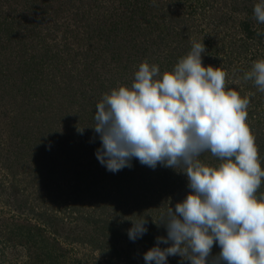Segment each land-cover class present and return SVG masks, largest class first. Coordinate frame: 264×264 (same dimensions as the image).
I'll list each match as a JSON object with an SVG mask.
<instances>
[{
	"label": "rangeland",
	"instance_id": "obj_1",
	"mask_svg": "<svg viewBox=\"0 0 264 264\" xmlns=\"http://www.w3.org/2000/svg\"><path fill=\"white\" fill-rule=\"evenodd\" d=\"M65 1L68 0H0V210L17 212L19 202L13 192L18 188H27L30 193V203L25 208L30 210L32 221L36 223L43 220L48 223L51 229H58L64 243L70 244L69 248H76L82 259L86 260L88 255H91L89 259L93 264H145L144 254L154 247L157 240L151 244L146 240V234L134 241L131 240L128 230L133 226L132 220L137 221L147 215H152L150 216L152 219H160L162 222V217L168 209L171 207L174 210L175 205L186 197V189L181 191L177 189L176 191H180V196L177 197V192L173 194L170 190V187H175V183L172 182L174 179L171 177L167 179L156 176H124L122 169L113 173L108 171L105 166L98 168L101 163L94 155L97 149L91 146L95 143H87L86 147L79 145L78 128H84L86 134L84 132L83 134L87 135L86 137L89 139L92 138L90 115L93 114L96 106L95 99L98 97L93 94L92 88L97 84L93 72L96 69L95 66L99 65L85 62L84 66H80L81 62H66L67 58L73 56L80 61L83 59L80 58L79 52H76L78 47V44L75 43L76 39L73 41V37L65 36L67 33L63 31L68 26L75 29V23L71 17V8L75 9V7H73L74 5L68 6V2L63 3ZM253 1L223 0L215 4V8L210 10L207 17L199 16V28H205V31L203 33L198 31L197 35L193 34L186 39V42L195 41L196 38L200 40L203 38V34L211 35L209 37L217 40V43L221 42L224 40L227 28L217 25V22L222 19L221 17L227 15H230V20L247 17L248 12L244 7L254 3ZM260 1L264 2V0ZM82 2L87 4L84 7L90 12L93 10L92 7L98 5L103 6L106 11L115 12L121 0H74V4L77 5H82ZM61 4L63 9H59ZM56 9H58L57 14ZM80 10L83 11V6L80 7ZM92 18L95 19V16H91ZM230 20L228 26L231 25ZM139 33L142 32L139 30ZM155 33H151L146 39L152 41ZM64 36L67 39L65 40L67 44L73 43L71 49L63 50ZM138 39L143 40L139 36ZM225 40H227L226 35ZM151 47L156 48L155 44ZM127 53L129 56L131 55L130 52ZM127 55L124 53L123 57L126 58ZM64 63L69 66L63 65ZM223 65L224 63H222ZM237 66L232 67V70L234 71ZM65 67L68 69L71 67L80 73L82 79L71 76L69 72L74 75L75 73L64 70ZM225 68L228 70L225 78V90H235L241 97L244 95L243 98H249L248 89H245L247 86L244 77H241L240 73L233 76V71L230 72L227 66ZM100 70L99 75L106 76L104 68L102 67ZM159 70L161 75L165 73L161 67ZM134 75L130 78L132 82L129 88L134 82ZM47 82H49L50 88L46 89L50 90H44L48 93H41L38 97H41L43 101L50 99L54 102V107H48L50 108L48 116H55V122H57L55 128L63 132L61 140L53 143L51 147L53 148L52 156L56 153L61 155L58 163L50 165L54 172L52 170L47 172L39 167L47 155L34 154L33 149L30 150V154H24L25 158L18 159L20 151L17 146L19 143L15 138L16 132L27 125L29 126V123L23 119L30 114L31 106V103H28L29 98L26 92H29L28 89L32 92L34 89L31 86L37 84H42L41 90H43ZM261 118L259 121L255 117L247 125L251 127L256 124L255 128L261 127L264 134V116L261 115ZM97 143L101 144V141ZM63 153L65 155L67 153V157H63ZM206 155L207 153H204L198 158L201 163L212 159V157L207 158ZM132 161L139 162L135 158ZM142 166L143 171L148 175L149 171H146L148 166ZM179 168L184 170L182 167L177 169ZM103 170H107V172L104 173ZM111 173H113V177H111ZM104 174H106L105 177H102ZM121 177L130 178L131 183H118V179ZM143 178L146 179L145 182L141 181ZM163 178L166 180L163 181ZM86 183L90 185V188H85ZM167 184H169L168 187H163ZM261 188L258 189L261 190ZM82 190L85 196L82 202L83 208L80 204L73 203L72 200L74 196L83 194ZM90 193L93 195H89ZM7 199L11 200L9 206L5 203ZM78 206L85 215L75 212L79 209ZM86 214L96 215L90 216L91 219H88ZM103 220L110 224L114 223L121 230L119 235L114 237L102 238L101 236L99 238V241H108L107 243L114 247L112 251H107V256L103 254L101 246L84 245L77 238L86 236L90 230L95 233V226L102 225ZM101 221L103 222L101 223ZM161 222H158L154 235L167 237V229L163 224H160ZM73 240L75 241L73 242ZM170 244L171 242L159 245L163 249ZM20 250H15L10 254L12 259L25 254ZM114 250L116 252L113 253ZM219 252L220 247L215 244L211 256H217ZM111 255H113L112 261H110ZM167 264H190V261L184 260L178 255L169 256Z\"/></svg>",
	"mask_w": 264,
	"mask_h": 264
},
{
	"label": "clouds",
	"instance_id": "obj_2",
	"mask_svg": "<svg viewBox=\"0 0 264 264\" xmlns=\"http://www.w3.org/2000/svg\"><path fill=\"white\" fill-rule=\"evenodd\" d=\"M253 13L264 23V2ZM206 51L194 41L187 56L162 75L157 65L143 62L130 88L113 89L96 105V156L108 171L130 168L133 158L152 169L182 167L191 189L162 217L167 237L157 238L145 264H167L177 255L190 264H264V196L255 195L264 170L246 124L250 100L225 90V71L203 66ZM244 79L264 92V60L254 62ZM205 152L223 163L204 165L198 158ZM132 224L128 236L134 241L147 232V220ZM214 243L220 252L212 257Z\"/></svg>",
	"mask_w": 264,
	"mask_h": 264
},
{
	"label": "trees",
	"instance_id": "obj_3",
	"mask_svg": "<svg viewBox=\"0 0 264 264\" xmlns=\"http://www.w3.org/2000/svg\"><path fill=\"white\" fill-rule=\"evenodd\" d=\"M222 1L223 0H121V3L116 7V13L114 11H106L101 5L92 7L93 10L90 12L89 9H85L84 5L87 4L84 2L81 3L82 5H77V2L74 4V0L65 1L63 3L68 2V6L74 5L73 7H75V9L71 8V17L72 21L75 23V29L68 26L63 29V31L67 33L65 36H72L73 41L76 39L75 43L78 44L76 52H79L81 55L80 58L83 59L80 61L73 56L67 58L66 62H81L80 66H84L85 62L99 65L95 66L96 69H94L95 71L93 72L97 79V84L92 88L93 94L98 95L97 99H95L97 105L99 101L101 102L103 96L105 94H110L113 89H118L121 86L129 87L132 82L130 78L139 70V66L143 62L155 64L164 69L165 72L172 71L178 61L187 56L191 51L194 41L186 42V39L190 38L193 34L197 35L198 31L201 33L205 31V28H199V16L207 17L210 10L215 8V4ZM253 2L254 3L244 7L248 12L247 17L240 20H230V15H227L221 17L223 20L220 19L217 22V25H223L227 28L225 32L227 40H225L224 35V40L217 43V40L209 37L211 35L205 36V34H203L202 39H195V42H203L207 50L206 53H202L203 66L206 67L211 65L214 68L219 67L220 69H224L225 72H228L225 68L227 66L229 71L232 72V67L238 65L237 68L235 67L232 75L236 76V74L240 73V76L244 77L247 72L251 71L254 62L264 60V36H257V32H264V23L258 22L253 13L254 5L261 3V1L254 0ZM82 6L83 11L80 10ZM59 9H63L62 4ZM55 12L57 14L58 9H56ZM91 16H95V19H91ZM229 20L231 21V25L228 26ZM138 27H142L143 29ZM138 29L142 33H139ZM151 33H155L152 41L146 39ZM65 36L64 42L62 43L63 50L71 49L73 41L70 42L72 44H67L65 42V40H67ZM138 36L142 37L143 40H139ZM153 44H155L156 48L151 47ZM127 52H130L131 55H127ZM124 53L127 55L126 58L123 57ZM135 62L137 63L134 64ZM222 63H224L223 66ZM63 65L69 66L66 63ZM102 67L106 71V76L104 77L99 75ZM64 70L72 71L75 75L69 72L71 76L82 79L81 74L74 71L71 67H69V69L65 67ZM245 81L247 86L245 89H248L247 92L250 100L246 120V124H248L253 118L256 117L260 121L262 119L261 115L264 116V92L259 91L254 80ZM48 87L50 88L49 82L45 84L43 90H41L42 84H37L31 86V88L34 89L32 92H30L29 89V92H26L29 98L28 103H31V106L30 114H28L29 116L26 115L23 119L25 122L29 123V126L27 125V127H23L19 132H16L15 138L16 142L19 143L17 146L20 151L18 152V159L22 157L25 158L24 154H30V150L33 149L34 154L47 155L39 167L47 172L50 170L54 172V169L51 168L50 165L58 163L57 161L61 158V155L56 153L52 156L53 148L51 147L53 143L61 140L63 132L55 128L57 124V122H55V116H48L50 108L55 106L54 102L50 99H48V101H43L41 97H38L41 93L47 94L48 91L44 90H50L46 89ZM243 97L244 95L241 98L243 99ZM95 111L96 106L93 114L90 115V132L92 138L89 139L86 137L87 135H84L86 134V130H84V134L78 132L80 136L78 142L80 146L84 145L85 147L87 143L94 142L95 144H91V146H93L94 149H98L101 147V144L97 143L100 142V139L92 128L95 125ZM255 127L256 124L253 126L251 125L250 130L251 134L255 137L261 169L264 170V134L261 127L258 129ZM81 135L84 136L81 137ZM79 145L78 147H80ZM205 153H207V158L212 157V159H207L206 163L202 161L204 165L218 167L223 163V161L214 157L210 152ZM203 154H201V156H203ZM62 155L63 157H67L68 154L66 153L65 155L63 153ZM94 155L96 156V152H94ZM131 165L130 168L125 167V169H122V171H124L122 175L133 177L156 176L166 177L167 179L171 177L174 179L172 182L175 183V187H170V190L173 194L177 192V197L180 196V191L183 189H186V196L191 191L188 187L186 174L182 172L183 170L181 168L173 169L157 165L155 169L148 167V170L146 167V171H149V174L146 175L141 163L131 161ZM102 166L101 164L98 168ZM103 171L104 173L107 172V170ZM105 175L106 174L102 177H105ZM111 175V177H113V173H111ZM118 180V183L130 182V178L128 177H121ZM145 180L144 178L141 179L142 182H145ZM164 180L166 179L163 178V181ZM168 185L169 184L163 187H168ZM85 188H90V185L86 183ZM259 188H261V190L258 189L255 193L257 199L264 196V177L261 178V185ZM177 189H180V191H176ZM82 192L83 194L80 193V195L72 198L74 201L73 203L80 204L81 208H83L82 202L85 198L84 191L82 190ZM14 193L16 196L15 198H17L19 202L17 204L18 211L0 210V264H93L89 259L91 255H88L87 259L84 260L78 255L76 248H69L70 244L64 243L58 233V229H51L48 223H45L43 220L36 223L32 221L30 210H26L25 208L27 204L30 203V193L27 191V188H18L16 191L14 190L13 194ZM89 195L93 194L90 193ZM5 203L9 206L11 200L7 199ZM81 208L79 207L75 212L85 215ZM95 215L86 214L88 219H91L90 216L94 217ZM150 216L152 215L144 217L147 220V232L145 236L147 241L154 244V241L158 238L154 233H156L158 222H161V220H154ZM103 221L104 223L102 225L95 226V233L90 230L86 236L77 238L80 240V243L84 245H90L92 247L93 245L101 246L103 254L107 256V251H112L114 247L113 245H109L107 243L108 241H99V238H101V236L102 238L108 236L114 237L119 235L121 230L117 228L114 223L110 224L106 220ZM103 221H101V223ZM74 241L75 240H73V242ZM154 246H157V241H155ZM18 249H21L20 251L25 252V254L12 259L10 254ZM114 252L116 251L114 250L113 253ZM112 258L113 255H111L110 261H112Z\"/></svg>",
	"mask_w": 264,
	"mask_h": 264
}]
</instances>
